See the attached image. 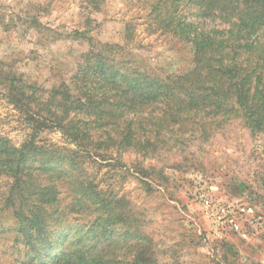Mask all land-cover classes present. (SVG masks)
Here are the masks:
<instances>
[{
  "label": "trees",
  "instance_id": "trees-1",
  "mask_svg": "<svg viewBox=\"0 0 264 264\" xmlns=\"http://www.w3.org/2000/svg\"><path fill=\"white\" fill-rule=\"evenodd\" d=\"M103 2L85 0L95 11ZM142 4L151 32L190 46L185 70L163 75L143 70L127 59L123 45L95 44L90 37L69 81L50 87L30 81L0 58V95L27 128L18 146L0 133V207L15 219L26 264H158L152 238L123 199L102 195L90 164L130 149L152 155L187 130L206 135L232 117L252 134L264 133V41L253 38L264 23V0ZM206 20L225 26H207ZM53 130L70 145L42 137ZM133 168L150 186L144 179L149 167ZM60 184L74 197L69 212L87 211L88 225L72 238L61 231L51 239V225L62 214ZM114 224L123 225L124 234L108 240ZM68 240H74L71 246L64 245Z\"/></svg>",
  "mask_w": 264,
  "mask_h": 264
},
{
  "label": "rangeland",
  "instance_id": "rangeland-1",
  "mask_svg": "<svg viewBox=\"0 0 264 264\" xmlns=\"http://www.w3.org/2000/svg\"><path fill=\"white\" fill-rule=\"evenodd\" d=\"M146 13L142 0H104L98 11L88 8L85 0H0V58L30 81L50 87L69 81L90 37L95 44L123 45L127 59L143 70L152 68L162 75L185 70L191 62L190 46L151 32ZM204 25L225 26L220 20H206ZM255 37L264 41V23ZM212 129L206 135L187 130L180 140L160 144L152 155L130 149L90 164L88 171L95 173L102 195L123 199L130 216L152 238L158 264H264V228H250L249 239L228 231L218 237L191 195L196 182L205 183L218 199L250 203L264 217V133L252 134L238 117ZM0 133L16 146L27 133L1 95ZM42 137L70 145L57 130L45 131ZM136 164L151 168L144 178L150 186L134 174ZM60 185L57 207L62 214L51 225V239L61 231L72 238L88 225L87 211L69 212L74 197ZM122 226H109L115 234L107 239L121 237ZM15 228L10 210L0 207V264H26V247Z\"/></svg>",
  "mask_w": 264,
  "mask_h": 264
},
{
  "label": "built area",
  "instance_id": "built-area-1",
  "mask_svg": "<svg viewBox=\"0 0 264 264\" xmlns=\"http://www.w3.org/2000/svg\"><path fill=\"white\" fill-rule=\"evenodd\" d=\"M191 195L210 231L218 237L228 231L241 239H249L250 228H264V217L250 203L218 199L212 186L201 182L193 185Z\"/></svg>",
  "mask_w": 264,
  "mask_h": 264
}]
</instances>
